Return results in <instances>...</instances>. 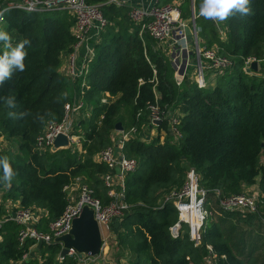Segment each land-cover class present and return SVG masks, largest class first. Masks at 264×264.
<instances>
[{"label": "trees", "instance_id": "1", "mask_svg": "<svg viewBox=\"0 0 264 264\" xmlns=\"http://www.w3.org/2000/svg\"><path fill=\"white\" fill-rule=\"evenodd\" d=\"M88 1L99 3L108 23L100 32L88 71L74 82L93 107L90 116L76 124L82 150L71 146L41 151L37 146L46 124L62 121L66 105L73 101L71 81L60 66L64 54L72 52L78 41L73 32L75 16L67 10L22 8H8L4 13L5 31L11 34L13 46L28 37L31 47L25 46V70L14 71L0 85V137L16 146L15 150L0 146V156H7L16 171L11 188L0 184V219L7 213L5 200H20L21 207L42 213L37 226L47 231L70 202L66 187L78 178L104 204L109 203L103 175L114 170L94 156L113 143L118 122L124 131L148 128L151 107L157 105L166 113L158 126L167 133L165 140L158 136L148 142L135 135L122 148L124 157L135 158L138 164L125 175L124 199L130 209L119 222L117 237L119 246L131 253L129 263L206 264L210 244L219 255L227 256L228 264H264V0H250V14H236L217 24L197 17L200 43L216 47L233 61L206 87L186 76L178 83L167 45L131 18V6ZM195 3L199 8L201 0ZM180 7L182 18L188 19L190 0H183ZM4 51L0 42V55ZM249 60H257L260 68L248 72ZM9 95L15 96L14 111L28 115L8 117L3 98ZM104 97L108 101L103 102ZM173 117L179 120L176 140L169 129ZM191 167L208 190L207 206L212 208L214 201L218 209L205 222L201 247L194 246L187 226L177 237L171 234L178 211L174 204L163 202L166 193L183 185ZM254 184L260 188L259 212L220 208L217 189L220 196H231ZM22 228L13 219L0 228L1 264L23 259L36 243L29 238L20 244ZM61 248L59 243L41 242V260L31 258L26 264H78L75 255L60 261Z\"/></svg>", "mask_w": 264, "mask_h": 264}, {"label": "built area", "instance_id": "2", "mask_svg": "<svg viewBox=\"0 0 264 264\" xmlns=\"http://www.w3.org/2000/svg\"><path fill=\"white\" fill-rule=\"evenodd\" d=\"M127 1L128 0H105L104 3L115 4L117 6L129 5ZM195 1L196 0H190L191 15L188 22L185 21L186 19L182 18L180 4L176 2L156 4L151 7H131L130 16L137 24L141 23L142 29L147 30L151 36L159 42L165 43L170 36H179L184 42L182 47L180 45L178 47L180 57L172 56V63L181 76L180 80L177 79L178 83L180 84L187 75V69L190 64L189 56L195 55L197 56L196 60L194 59L197 72L195 81L200 87H206L208 85L206 69H211L218 73L230 67L233 61L228 57L220 55L216 47L207 48L200 43L199 27L197 24V17L200 16V14ZM99 6V3H90L88 0H13L8 2L6 7L0 8V10L8 8H22L29 11L67 10L73 14L76 18L73 32L78 39L72 51L73 56L71 58V65L74 66L76 51L81 47L82 43L87 40L90 29L93 26H98L102 30L108 23L107 18L104 16ZM2 22H4V19L0 21V30ZM187 24H189L191 28V35H187L186 33L185 26ZM187 38H191L194 44L192 54H189L190 50L186 41ZM93 56H91V59ZM181 60L184 61V65H182ZM252 61L253 60L248 61V66H250ZM87 70H84V75ZM71 72L72 77L75 78V72ZM79 95L80 98L66 105L65 115L62 121L57 122L52 120L46 124L43 132L37 137V146L39 150L45 151L49 148L53 149L54 139L59 133H66L69 135L71 146L78 148L82 145L81 135L75 134L76 124L81 118L79 117L80 114L89 117L93 107L84 101L81 92ZM102 101H108L107 97H104ZM151 108L152 119L150 127H158L160 124H156L155 121L162 120L163 122L164 118H166V113L161 112L157 105H152ZM178 122V118L173 117L170 125V132L172 135L175 134L176 137L180 135L176 128ZM116 131L121 133L119 140L116 141L113 136V143L97 153L99 161L106 163L109 168L114 170L113 173L108 172L103 175V180L108 188V196L111 198L110 202L104 204L100 198L94 195L93 189L87 184H81V178H78L75 183L66 187L70 202L63 214L49 224V229L47 231L40 230L37 226L40 221L41 212H36L31 208H23L20 206L15 213L16 220L23 225V228L19 232L21 245L29 238L34 239L36 242L53 243L55 237L61 236L71 229L73 220L81 214L85 205H89L95 209V218L101 225V228L102 225L109 226L112 221L121 220L123 218L130 209V204L124 199L126 193L125 175L135 171L138 164L135 158L124 157L122 148L126 140L132 136L140 135V131H137L136 127L131 128L129 131ZM79 150H82V147ZM117 167L121 169L120 173L116 172ZM72 187H76L78 192L75 197L70 192V188ZM216 194L220 208L226 211L255 213L259 212L261 207L259 193L246 191L231 196H220V191L217 189ZM207 198L208 190L200 184L199 173L194 167L189 168L183 185L179 188L170 190L164 195L163 199L164 203L174 204L178 211V220L170 227L171 234L174 237L179 235L183 226H187L190 240L193 242L194 246H202L203 228L206 220L212 214L211 209L207 206ZM8 216L11 218L12 212H9ZM4 221V218L0 219V228ZM102 233L103 250L97 257L101 256V260L104 264L106 262L104 248L108 245V237L104 235L103 228ZM207 249L208 254L205 257L207 264H228L225 254L219 255L210 244H207ZM68 255L79 257L74 249H71ZM95 258L96 257L80 258V260H93ZM63 259L64 258H62L59 253V260L61 261Z\"/></svg>", "mask_w": 264, "mask_h": 264}, {"label": "crops", "instance_id": "3", "mask_svg": "<svg viewBox=\"0 0 264 264\" xmlns=\"http://www.w3.org/2000/svg\"><path fill=\"white\" fill-rule=\"evenodd\" d=\"M10 1H13V0H0V8H2L3 4L6 5ZM127 2L129 4V6H131V7H135V6L151 7V6L156 5V4H165V3H171V2H176V3L181 4L183 2V0L181 2L180 1H176V0H172V1L171 0L170 1H168V0H128ZM188 19H186L185 21L188 22ZM2 30L5 31V27ZM100 32H101V28H99L98 26H93L90 29L87 40L85 42H83L81 47L76 51L74 66L71 65V58L73 56L72 52L66 53L63 56L62 64L60 66V72L65 74V75H67L69 77L70 81H71L73 101L75 99L80 98V95H79L80 90L77 87V85L75 86L74 82H75L76 79L82 78V76L84 75V70H87V68H88L87 66L89 64L91 56H93V51H94L95 44L100 40L99 39ZM222 35H223L224 38L226 37L224 32H222ZM186 41H187L189 50L193 51L194 44H193L191 38H187ZM165 44L168 47V54H171L172 48H174L175 46L178 48L179 45L182 47L184 45V42L181 40V38L179 36L173 35V36H170L168 38V40H166ZM259 68H260V63H259ZM71 71L75 72V76H74L75 78L72 77V75H71L72 72ZM212 74H214L215 78H212ZM212 74H211V77L209 78V81L213 82V80H214L213 83H215V79H216L217 73L213 70ZM83 116H84V114H80L79 117H83ZM151 128H153V126L152 127L149 126L148 128H146V129L144 128V130L140 131V137L142 139H146V137H147L148 138L147 139L148 142L151 141L154 138V136L152 138H149V136H147L149 134L148 131ZM120 136H121V133L119 131L118 132L117 131L114 132V139H116V141L119 140ZM0 138H3V136H1ZM81 147H82V145H80L78 148L81 149ZM94 159L96 161H99L98 154H96L94 156ZM246 191L251 192V193H260V188H259L258 184H254L252 186H249ZM70 192L72 193V195L74 197L77 196L78 192L76 190V187L70 188ZM2 196H3V190H0V202H3V197ZM4 204H5L7 213L2 218H4L5 221L8 220L9 212H12V217L9 218V219L16 220V219L13 218V213L21 206V201L20 200L12 201L10 199H7V200L4 201ZM41 215H42V213H41ZM119 222H120V220H114V221H112L110 223L109 228H110V230L112 232L115 233V232H117L119 230V226H120ZM2 239L3 238L0 235V242L2 241ZM39 243H41V242H36L35 244H33L30 247L29 251L24 255L23 259L15 261V262L11 261V263L12 264H26L29 259L36 258V257L41 260V255H40L39 250H38ZM106 248H104V253L105 254L108 251L109 246H108L107 249ZM77 258H78V264H103V262L101 260V256L100 257H96L93 260H80L79 257H77ZM0 264H1V261H0Z\"/></svg>", "mask_w": 264, "mask_h": 264}, {"label": "clouds", "instance_id": "4", "mask_svg": "<svg viewBox=\"0 0 264 264\" xmlns=\"http://www.w3.org/2000/svg\"><path fill=\"white\" fill-rule=\"evenodd\" d=\"M250 0H201L199 7L200 16L211 19L217 23L224 22L230 17L240 14L246 16L250 14ZM9 9L0 10V21L4 19V13ZM0 42L3 43L5 51L0 55V85L12 78L13 72H23L25 70V57L27 52L25 46L31 47V40L28 37L20 40L15 46L12 44V36L9 32L0 30ZM4 105L9 109V118L20 119L28 115L27 112L14 111L16 108L15 96L9 95L3 98ZM41 120L44 117H40ZM0 184L11 188L12 181L16 176V171L7 156H0Z\"/></svg>", "mask_w": 264, "mask_h": 264}, {"label": "water", "instance_id": "5", "mask_svg": "<svg viewBox=\"0 0 264 264\" xmlns=\"http://www.w3.org/2000/svg\"><path fill=\"white\" fill-rule=\"evenodd\" d=\"M215 24L217 22L214 21ZM187 35H191V28L189 24L185 26ZM193 51H189L192 54ZM257 71L259 69V62L253 60L247 71ZM156 124H161L162 120L155 121ZM117 130H123L121 122L117 123ZM171 130V128H169ZM71 147V140L68 134L59 133L53 142V150L65 149ZM116 172L120 173L121 169L116 168ZM13 218L16 219V213H13ZM54 243L62 245L60 255L65 258L70 254L71 249H74L79 258H93L97 257L103 250V233L102 228L97 219L95 218V209L89 205H85L81 214L76 217L71 229L58 237L54 238Z\"/></svg>", "mask_w": 264, "mask_h": 264}, {"label": "rangeland", "instance_id": "6", "mask_svg": "<svg viewBox=\"0 0 264 264\" xmlns=\"http://www.w3.org/2000/svg\"><path fill=\"white\" fill-rule=\"evenodd\" d=\"M172 1V0H171ZM176 1H182V0H176ZM5 27V23L2 22L1 23V30ZM171 58L172 56H179L180 57V51L178 50V48L175 46L174 48H172L171 50ZM196 57L195 55H191L189 56V66H188V69H187V75L186 77H189L191 78L192 80H195L196 79V67H195V60H196ZM195 59V60H194ZM181 63L182 65H184V61L181 60ZM182 72V71H181ZM179 71L176 70V79H179L181 78V76L178 74ZM213 73V70L211 69H206V77L208 79V84H213V82H210L209 81V78L211 77V74ZM212 78H215L214 74H212ZM148 135L149 138H152L154 136V138L156 137H160V141H164L165 140V137L167 135V133L164 131V130H160L158 127H154L151 128L149 131H148ZM178 136V135H177ZM176 136H174V140H176ZM147 137L146 139H143V140H146L147 141ZM0 146L3 147V148H7V149H10V148H13L15 150L16 146L13 145L12 142L6 140L5 138H0ZM211 209V213L213 214L214 212H217L218 209L216 207V204L214 205V201H212V208ZM212 214L210 215L212 217ZM211 217H209L207 219L210 220ZM102 228H103V231H104V235L108 237V242H107V248H108V251L106 252V262L104 264H130L129 263V260L132 258L131 256V253H129L128 250H124L122 249L119 244H118V231L117 232H112L109 228V226L107 225H102ZM106 248V249H107Z\"/></svg>", "mask_w": 264, "mask_h": 264}]
</instances>
